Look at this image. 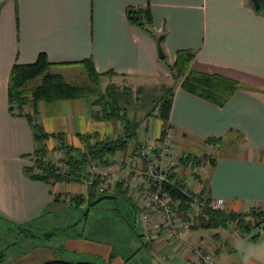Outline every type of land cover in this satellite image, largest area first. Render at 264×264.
<instances>
[{
    "label": "crops",
    "instance_id": "0c3cea01",
    "mask_svg": "<svg viewBox=\"0 0 264 264\" xmlns=\"http://www.w3.org/2000/svg\"><path fill=\"white\" fill-rule=\"evenodd\" d=\"M143 7L148 8L152 34L162 37V62L155 41L129 25L125 18L127 8ZM178 50L193 54L190 71L236 81L243 89L234 91L218 107L184 92L178 83L173 84L165 124L154 112L147 116L151 103L119 100L120 109L127 111L132 104L135 108L130 114L120 111L119 115L123 112L125 120L142 122L127 146L132 145V151L136 152L142 144L154 142L166 125L172 133L171 145L178 154L186 151L196 158L200 153L211 156L212 166L197 171L195 176L199 180H191V176L184 180L189 191L195 190L194 182L204 186L207 193L201 195L202 199H222L225 212L246 214L264 209V14L256 12L250 0H0V232L6 231L0 235V242L11 228L41 218L45 207L52 204V195L74 193L73 188L70 191L58 188L64 183L48 186L26 174V168L31 167L30 155L38 144L32 139L31 124L26 117L8 111L6 88L11 66L33 63L40 53L52 64L49 72L63 69L56 64L89 59L96 73L115 74L101 79L146 83L164 78L165 73L169 77L166 66L172 64ZM26 107L30 112L29 106ZM24 108L23 114L28 115ZM34 110L32 122L43 133L60 134L66 144L75 148L80 146L79 136L96 133L99 139L113 140L121 135L122 124L117 119L91 118L98 107L92 106L87 98L39 102ZM149 116L157 120L159 128L144 141L137 130L147 129L145 119ZM209 138H220L221 142L205 145L204 140ZM55 142L48 138L44 145L50 150ZM128 150L127 147L115 159L122 173L127 169V173L134 174L137 171ZM139 173L135 191L126 194L138 217L141 213L138 198L144 182ZM116 181L125 184L124 180H115L111 185ZM174 216L178 220L180 210H175ZM139 225L141 236L158 252L184 245L180 237L192 232L179 231L174 242L154 220L149 224V243L140 219ZM214 230L217 232L213 239L221 246L216 242L208 244L213 255L223 249L234 256L229 264H264V231L251 241L250 237L257 234L255 230L246 236L239 234L232 224ZM68 243H73L68 247L77 250L82 242L68 240ZM86 245V251L94 256L105 254L104 245L98 248Z\"/></svg>",
    "mask_w": 264,
    "mask_h": 264
},
{
    "label": "trees",
    "instance_id": "16d2710c",
    "mask_svg": "<svg viewBox=\"0 0 264 264\" xmlns=\"http://www.w3.org/2000/svg\"><path fill=\"white\" fill-rule=\"evenodd\" d=\"M253 2H256L258 5L256 12L264 14V3L261 0H250L251 6ZM125 18L129 25L151 37L155 41L157 49L162 53V37H155L152 34L150 29V15L147 7L127 8ZM192 59L193 54L190 51L178 50L174 54L172 64L166 66L169 77L174 82H177L179 88L184 92L220 107L234 91L243 89L236 81L218 75L190 71L189 66ZM51 66L52 64L47 62L44 54L40 53L36 56L33 63L22 65L13 64L8 74L6 88L7 102L9 105L8 111L26 117L27 121L31 124L32 139L38 144V147L30 155L31 167L26 168V174L30 179L40 180L48 186H53L60 183H78V178L84 173L86 175L85 179L90 182L87 187L84 186L87 202H90V199L94 200L92 203H89V207L102 199L115 200V196L106 194L108 186L104 188L102 186V190L98 192V175L86 170H88L90 165L99 169L109 166L112 158L122 153L127 148L128 142L133 138L138 124L137 122L125 120V114L123 112L119 115V112L124 109H120L117 105L120 99H122L123 103L126 102L123 101V96L129 94V91H125L123 88L120 92H117L115 86L112 84H108L105 88L101 89L100 79L103 77H111L115 74L112 72L96 73L89 59L74 63L56 64V66L62 67H79L84 77L78 83H68L60 74L50 73L49 68ZM31 83H34L33 86L27 89V86ZM172 95V86L160 88L158 95L150 99L152 109L148 112L147 116L154 112V116L165 124L169 116ZM83 98L90 99L92 106L98 107V111L91 115L94 121H109L112 119L120 121L122 124L121 135L113 140L99 139L96 133L79 136L78 141L80 146L79 148H75L66 144L62 135L48 136L42 132L39 125L32 122L35 104L39 102L52 103L55 101H70ZM25 106H29L30 108L28 115L23 114V108ZM163 135L164 131L161 130L159 137L161 138ZM48 138L56 141L52 150L61 151L62 157L59 159V167L46 158L50 150H47L44 142ZM219 142H221L220 138L204 140L205 145L210 146L215 143L218 144ZM198 159L200 161V158L185 154V156H180L179 161H198ZM199 161L196 163H199ZM208 166H212L211 159L208 160ZM122 171L129 172L127 169ZM131 175L132 173H128V176ZM193 178L195 181L199 180L196 176H193ZM169 179H172V176H169ZM123 185L125 184L121 181L113 182V192L118 194L117 198L120 201L125 202L127 209H132L129 199L126 196L127 189ZM184 187L185 185L180 182L176 186L169 184L162 185V189L168 194L171 202L175 203V210H180L181 214L186 213L190 205L188 193L186 195L180 190ZM204 192L207 193V189L202 186L200 193L204 194ZM60 197V194L52 195L50 203L56 204ZM71 201L74 204H78L82 202V197H72ZM208 201L209 198L204 199V203H208ZM203 213L206 220L198 217L195 220L196 222L189 228V231L196 229H225L227 225L232 224L237 232L243 236L249 235L251 231L255 230L257 234L250 237L251 241H255L259 233L264 231V209L251 210L246 214L211 209H206ZM31 224L15 228L28 232V229L32 228ZM0 256H2V253H0ZM41 264L70 263L64 261H47Z\"/></svg>",
    "mask_w": 264,
    "mask_h": 264
},
{
    "label": "rangeland",
    "instance_id": "374dc122",
    "mask_svg": "<svg viewBox=\"0 0 264 264\" xmlns=\"http://www.w3.org/2000/svg\"><path fill=\"white\" fill-rule=\"evenodd\" d=\"M162 59L160 60L161 62L164 61ZM62 68H56L50 70V72L60 74L68 83H78L83 80L84 75L81 69L72 67ZM164 75V78L158 77L156 80L146 83L120 78L100 79V88H105L111 82L117 92H120L123 88L125 91H129V94L123 96V101L129 100L130 102L134 101V103L140 101L150 104V99L158 95L160 88H164L162 85L173 86V84L177 83L172 82L166 73ZM33 84L28 85L27 89L32 87ZM132 106L127 111L125 108H122V110L124 109L123 111L125 113L130 114L135 109ZM24 110L27 113L29 112L28 107L24 108ZM145 120L147 129L140 127L137 130V132L143 134L144 141L150 138L159 128L157 120L153 116H149ZM137 121L141 125V120L138 119ZM166 129L169 128L164 125L161 130L164 131ZM170 134L172 137L171 131ZM129 146L127 147L129 148ZM178 151L182 152L179 149ZM185 153L188 154L186 151ZM168 154H172L173 156L175 154L177 156V150L173 145H170ZM180 154L184 155L182 153ZM206 156L208 155L200 153L197 155V158H200L203 163ZM61 157L60 150L54 151L51 148L46 158L59 167V159ZM167 157L165 155V158ZM116 161L119 162L114 157L109 166L100 169H96L95 167V170L104 169V171L108 172L113 162ZM92 167L90 165L86 171L92 174L95 173L96 171H93ZM190 170L193 169H188L187 165H183L175 172L177 176L186 178L190 177V175L188 176ZM203 170L206 171L207 169L205 168ZM120 174V171L117 170V178H119L118 176ZM81 175L78 178V183L58 185V188H63L64 191H70L73 188L72 192L74 193L70 195L66 193L63 195L60 194L61 197L56 204L52 203L47 205L43 216L35 219L34 223H32V228L28 229V232L22 229L11 228L6 233L4 240L0 242V253H2V256H0V264H41L49 260L64 261L70 264H117L118 261L120 264H191L189 261L190 258L188 257L191 249L196 248H198L196 250L200 249L199 251L211 254L216 264H229L233 261L234 256H231L223 249L213 255L208 244L210 245L211 242H216L219 246L220 243L213 239V235L217 231L210 229H196L189 232L188 236L182 235L180 239L184 242V245H179L178 248H172L168 251L167 248H163L159 252L154 247L151 249L143 236H141V228L139 225L141 216L138 217L139 215L135 211L129 208L127 209L124 201H120L116 197L117 199L115 198V200L102 199L90 207L88 206L94 200L90 199V202H87L84 186L87 187L90 182L85 179L86 175L84 173ZM134 175L136 179L139 176L136 173ZM191 175L194 176V173ZM129 179L130 176L128 177V181L124 180V187L127 189V193H133L135 188L132 187ZM106 180L114 179L107 178ZM98 183L99 188L101 184L99 181ZM102 186L103 188L108 186L106 189L107 195L114 194L111 181H107L106 183L103 181ZM77 196L82 197V202L74 204L71 199ZM5 232H0V235L5 234ZM49 233L51 234L47 235ZM68 240L81 241L84 247L82 243H79V246L76 248L77 250L68 247L73 244L68 243L67 245ZM147 240L149 242L151 238H147ZM176 241L177 239L174 240V242ZM87 243L90 244V247L96 246L97 248L104 245L102 246L105 248L104 253L107 255L109 253V256H104L105 254H102V252L97 256L88 253L86 251Z\"/></svg>",
    "mask_w": 264,
    "mask_h": 264
},
{
    "label": "built area",
    "instance_id": "2783aa9c",
    "mask_svg": "<svg viewBox=\"0 0 264 264\" xmlns=\"http://www.w3.org/2000/svg\"><path fill=\"white\" fill-rule=\"evenodd\" d=\"M171 134L170 130H164V135L158 138L154 142L142 144L137 147L136 152L132 151V145L129 146V153L133 155V166L134 170L137 171L142 176L143 186L140 190V209H141V224L143 225L144 230L146 231L145 237L151 238L149 233V224L154 220L157 222V225L160 227L161 231L168 235L170 238L177 239L179 231H187L189 228L196 222L198 217H201L203 220H206L204 216V210H224V202L220 198H209L208 203H204V199L201 197V187L202 185L197 186V183L194 182L195 190L189 191V187L181 188V192L186 194L188 193V198H190V205L188 211L184 214H181V217L176 220L174 216L175 208L174 202L168 197V194L162 189L163 184H169L176 186L179 182L184 184L183 179L185 177H179L176 174V170L183 166L187 165L188 169L191 168L188 172L194 180L191 174L196 175L197 171L208 168V160L211 159V156H206L204 162L196 163L195 160H186L179 161L181 154L174 156L169 153L171 145ZM165 155L168 157L165 158ZM182 156H185L182 155ZM119 162H113L111 167L108 169V172L102 170H95L92 167L93 171H96L95 174L98 175V180L101 184V187L98 188V192L102 190L103 181H115L127 180L128 173L121 172L119 167ZM97 169V168H96ZM120 171V176L117 178L116 171ZM118 175V174H117ZM135 175L130 176V182L133 188L135 182ZM169 176H172V179H169ZM116 177V178H115ZM114 180H106V179ZM190 192V193H189ZM212 255L199 251L196 249H191L190 251V263L191 264H214Z\"/></svg>",
    "mask_w": 264,
    "mask_h": 264
},
{
    "label": "water",
    "instance_id": "95a60500",
    "mask_svg": "<svg viewBox=\"0 0 264 264\" xmlns=\"http://www.w3.org/2000/svg\"><path fill=\"white\" fill-rule=\"evenodd\" d=\"M253 6H254V9L257 10L258 9V5L256 2H253ZM157 56L161 59L163 58V54L161 53V51L159 49H157Z\"/></svg>",
    "mask_w": 264,
    "mask_h": 264
}]
</instances>
